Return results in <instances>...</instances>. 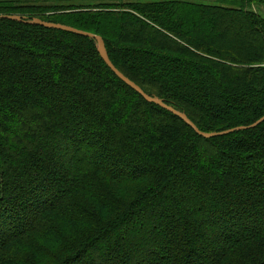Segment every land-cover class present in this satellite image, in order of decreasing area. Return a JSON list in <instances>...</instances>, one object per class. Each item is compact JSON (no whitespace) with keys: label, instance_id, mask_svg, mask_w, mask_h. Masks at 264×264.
<instances>
[{"label":"trees","instance_id":"1","mask_svg":"<svg viewBox=\"0 0 264 264\" xmlns=\"http://www.w3.org/2000/svg\"><path fill=\"white\" fill-rule=\"evenodd\" d=\"M0 0V264H264V0Z\"/></svg>","mask_w":264,"mask_h":264},{"label":"water","instance_id":"2","mask_svg":"<svg viewBox=\"0 0 264 264\" xmlns=\"http://www.w3.org/2000/svg\"><path fill=\"white\" fill-rule=\"evenodd\" d=\"M0 19H7V20L19 21L20 20V17L15 16V15H0ZM34 23L39 24V25H42V26L47 27V28L68 31V32H72V33L79 34V35H83V36H88V37H91V38L95 39L98 42V50H99V54H100L101 59L106 64V66L108 68H110L111 71L120 80H122L125 84H127L136 93H138L139 95H141L146 101L155 103L158 106H160V107H162V108L170 111L174 115L178 116L190 128H192L198 135H200V136H202L204 138H212V137H217V136H223V135H226V134H228L230 132H233V131H239V130H244V129H247V128H253V127L257 126L258 124H260L261 122L264 121V116H263L262 118H260L259 120H257L255 123H253V124H251L250 126H247V127H238V128L230 129V130H227V131L218 132V133H202V132L198 131L197 128L194 126V124L192 122H190L183 114L177 112L176 110L172 109L171 107H168L167 105L163 104L161 101L147 96L146 94L143 93V91L136 84H134L132 81H130L128 78H126L122 73H120L112 65V63L110 62V60H109V58L107 56V53L105 51V47H104L103 40L99 36H96V35H93V34H90V33H86V32H83V31L77 30L75 28H72V27H69V26H66V25H62V24L48 23V22H40V21H36Z\"/></svg>","mask_w":264,"mask_h":264},{"label":"rangeland","instance_id":"3","mask_svg":"<svg viewBox=\"0 0 264 264\" xmlns=\"http://www.w3.org/2000/svg\"><path fill=\"white\" fill-rule=\"evenodd\" d=\"M80 0H72V2H78ZM120 0H113V2H118ZM124 1H128V0H124ZM132 1H136V0H132ZM137 1H159V0H137ZM181 1H189V2H195V3H199V4H207V5H217L219 1L217 0H181ZM253 10H255L258 14H260L263 18H264V7L262 6H255L253 7Z\"/></svg>","mask_w":264,"mask_h":264}]
</instances>
